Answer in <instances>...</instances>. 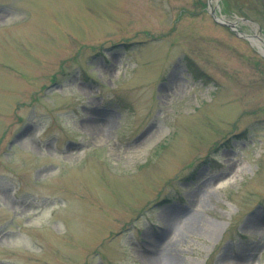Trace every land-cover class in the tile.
<instances>
[{
	"label": "rangeland",
	"instance_id": "1",
	"mask_svg": "<svg viewBox=\"0 0 264 264\" xmlns=\"http://www.w3.org/2000/svg\"><path fill=\"white\" fill-rule=\"evenodd\" d=\"M210 8L264 40V0H0V264H264V55Z\"/></svg>",
	"mask_w": 264,
	"mask_h": 264
},
{
	"label": "bare ground",
	"instance_id": "2",
	"mask_svg": "<svg viewBox=\"0 0 264 264\" xmlns=\"http://www.w3.org/2000/svg\"><path fill=\"white\" fill-rule=\"evenodd\" d=\"M251 41H252L251 43L257 48H259V50H261V53L264 55V46L262 42L259 41L257 38H252ZM101 121L104 123L103 127L97 128L98 125L96 126L91 125L90 128H91L92 134L102 139L103 137H107V133L110 132L111 121L109 118L104 119V120L102 118ZM175 227H177V224L175 222L171 223V221H168L165 223V228L163 230L169 234V233H173V231L175 230ZM150 253H151L150 256L145 258L146 264H165L164 260L159 259L158 255L152 254V253H155L154 251H151ZM243 261L245 260H240V262L236 264H243Z\"/></svg>",
	"mask_w": 264,
	"mask_h": 264
},
{
	"label": "water",
	"instance_id": "3",
	"mask_svg": "<svg viewBox=\"0 0 264 264\" xmlns=\"http://www.w3.org/2000/svg\"><path fill=\"white\" fill-rule=\"evenodd\" d=\"M210 4H211V0H208V5L210 6ZM209 14L211 15V17H212V19H213V21L215 23H217V24H219L221 26L229 28L237 36H239L241 38H244V39H247V40H251L252 38L256 37L259 41L262 42V44L264 46V41L261 38H259L257 35L247 36V35H244V34L238 32L237 27H236V23H238V21L240 19L236 20L235 22L226 21L221 16L217 15L216 12H215V9H213V8H210Z\"/></svg>",
	"mask_w": 264,
	"mask_h": 264
}]
</instances>
